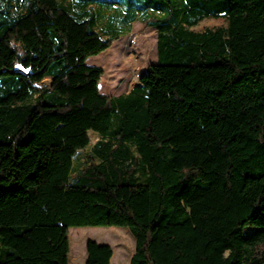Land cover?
I'll list each match as a JSON object with an SVG mask.
<instances>
[{"label": "trees", "instance_id": "1", "mask_svg": "<svg viewBox=\"0 0 264 264\" xmlns=\"http://www.w3.org/2000/svg\"><path fill=\"white\" fill-rule=\"evenodd\" d=\"M135 21L157 61L105 95L86 61ZM93 227L129 230V264H264V0H0V264H70Z\"/></svg>", "mask_w": 264, "mask_h": 264}, {"label": "rangeland", "instance_id": "2", "mask_svg": "<svg viewBox=\"0 0 264 264\" xmlns=\"http://www.w3.org/2000/svg\"><path fill=\"white\" fill-rule=\"evenodd\" d=\"M69 1V0H68ZM120 3V2H118ZM111 2L97 4L93 7L96 18V30L107 27L111 21ZM223 18L207 19L194 27L196 31L225 26ZM131 28L130 33L123 35L107 51L90 57L86 64L103 69L104 75L99 84L101 93L117 97L141 86L140 78L149 65L157 61L156 29L147 27L139 21L131 26H121L120 29ZM50 80H45L41 86L48 87ZM93 144L99 138L91 134ZM76 173V171H75ZM73 174L75 176L76 174ZM70 238V264H85L86 244L95 241L109 245L114 252L110 264H129L135 249V240L126 228H72Z\"/></svg>", "mask_w": 264, "mask_h": 264}, {"label": "water", "instance_id": "3", "mask_svg": "<svg viewBox=\"0 0 264 264\" xmlns=\"http://www.w3.org/2000/svg\"><path fill=\"white\" fill-rule=\"evenodd\" d=\"M142 76H143V75H142ZM142 76H141V77H142Z\"/></svg>", "mask_w": 264, "mask_h": 264}]
</instances>
